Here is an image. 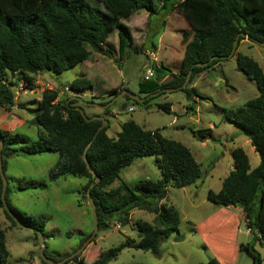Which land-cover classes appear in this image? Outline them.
I'll list each match as a JSON object with an SVG mask.
<instances>
[{
  "label": "trees",
  "instance_id": "trees-1",
  "mask_svg": "<svg viewBox=\"0 0 264 264\" xmlns=\"http://www.w3.org/2000/svg\"><path fill=\"white\" fill-rule=\"evenodd\" d=\"M95 1L98 5L86 0H0V109L14 103L12 86L17 85L18 81L12 80L9 75L17 74L16 79L26 82L25 87H28L27 84L33 83L35 73H60L88 58L86 44L113 57L115 48L106 42L113 27L117 28L116 52L120 56L126 44L124 37L127 41L132 37L122 19L143 9L147 13L146 27L150 14L162 11L163 20L169 9L175 8L187 24V28L182 29L179 40L182 43L179 64L173 71L168 70L161 62L147 60L152 74L137 81V90L148 94L157 90L161 92V88L165 87H177L184 92L186 98L194 101L193 96L198 92L190 85L193 77L232 55L235 68L254 81L256 94L239 106L224 108L222 114L248 138L258 154V163L250 168L245 151L240 146L232 147V168L222 177L218 189L206 190L205 198L239 212L238 216L243 219L251 238L245 242H234V247L237 250L245 249L251 255L252 264H261L253 242L257 240L264 244V70L254 58L236 51V47L230 56L227 55L237 32L264 41V0H157L158 3L154 0ZM243 37L238 35L237 44ZM150 45L155 47L153 42ZM195 61L206 63L190 66ZM189 68L191 71L186 83L179 87ZM66 84L69 91L74 93L92 86L83 74L74 76ZM122 88L125 87L113 86L108 92L114 95ZM56 94V89H42L40 96L35 99V113L29 119L36 126V138L32 143H26L24 134L0 127L2 169L4 170L5 156L16 150L31 154L51 150L56 152L57 157L47 169V178L54 180L64 174L82 177L85 179L83 188L86 192L93 174L85 167L81 157L84 152L98 176V180L88 188L95 205L97 230L107 228L113 222L125 224L132 208L153 212L152 221L139 218L134 220L135 239L125 236L117 245L99 251L90 261L84 262L77 252L58 264H65L69 260L76 264H108L124 246L157 253L159 241L177 230V211L171 204L163 201L166 188L193 182L200 172L198 161L180 141L165 137L156 129L143 128L131 119L122 121L114 136L106 133L108 121L95 132L100 119L84 120L73 108L75 105L82 107L77 99L60 100L56 98ZM122 96L129 97L126 94ZM91 97L89 101H92ZM148 97L149 95L143 98L142 102ZM155 106L169 111V101L156 102ZM187 108H191L190 103L186 104L185 110ZM105 109L106 107L103 110ZM192 132L197 139H204L203 132ZM14 143L21 144L14 148L11 146ZM147 154H154L156 157L159 167L157 178L137 179L132 184L120 181L106 188L122 167L134 158ZM27 185L35 186L37 182H17L19 188ZM6 190L7 184L4 197L9 208L25 226L32 229L34 236L36 237L34 229L40 230L43 238L50 235L44 231V216L28 215L20 211L7 200ZM0 209L11 225H15L14 220L3 209L1 201ZM88 235L86 233L81 237L79 244ZM43 252L52 260L64 256L51 255L45 246ZM6 255L4 228L0 227V264ZM37 259L40 264H49L39 255ZM194 264H234V259L224 260L222 256L211 254L204 262Z\"/></svg>",
  "mask_w": 264,
  "mask_h": 264
},
{
  "label": "rangeland",
  "instance_id": "rangeland-1",
  "mask_svg": "<svg viewBox=\"0 0 264 264\" xmlns=\"http://www.w3.org/2000/svg\"><path fill=\"white\" fill-rule=\"evenodd\" d=\"M86 1L98 5L95 0ZM154 2L158 3L157 0ZM144 13L145 10L138 9L128 18L122 19L131 29L134 38L131 37V40L127 41L124 37L126 44L120 56L116 52V27H113L107 37V42L115 46L113 57L93 49L88 44L85 45L89 61L86 62V70L92 82V89H85L76 95L84 101H89V93L93 92L92 101L104 103L113 96L106 89L118 82H122L127 90L139 98L149 95L145 102L121 96L107 105L105 110L87 104H82V109L85 114L94 111L104 115L108 121L106 133L109 136L115 135L122 121L131 119L143 128L156 129L161 135L180 141L198 161L200 172L189 184L166 188L163 201L175 208L178 222L177 230L159 241L158 252L124 246L108 264H194L204 262L211 254L222 256L224 260L234 259V264H252L251 255L245 249L237 250L234 247V242H245L251 238L243 219L238 216L239 212L235 208H225L206 199L205 192L208 188L218 189L222 177L232 168L229 152L232 147L240 146L245 151L250 168L258 163V154L250 146V142H246V136L236 124L225 119L222 114L224 108H234L253 97L257 92L255 83L235 68L233 57H228L203 70L202 78L193 77L196 79L193 86L198 92L197 96L193 97L194 101L186 98L184 92L179 89L155 94L138 92L137 81L144 73L141 69L145 58L142 49L151 47L150 42L156 46V43H159L158 34L160 30H164L166 34L163 43L153 54L159 61L163 53L170 49L173 52L172 57L169 61L162 59V62L168 70L174 71L179 60L176 51L180 50L181 31L187 28L182 15L175 8H171L163 20L162 11L150 14L149 23L144 30H140ZM140 31L144 32L142 38ZM236 51L254 58L264 70V44L251 40L240 41ZM81 69L85 70V64L77 63L60 73L47 74L55 85H62L74 76L82 75ZM9 76L15 82L19 81L16 79L17 74ZM33 79L43 82L39 72L34 74ZM49 83L54 85L51 81ZM27 86L26 90H18L14 103L5 108L7 113H12L9 114L10 118L6 116L5 109H0V127L22 133L26 136V143H32L36 138V126L30 123L29 119L35 113V99L40 96L41 90L30 91L31 87L38 86L34 82ZM12 90L15 94L16 85L12 86ZM72 94L74 92L64 91L59 99H65V95L67 97ZM164 100L170 102L169 111L155 106L156 102ZM188 103L191 108L184 111ZM128 105L132 109L128 110ZM8 120L9 123L6 122ZM192 130L204 133L205 140L202 144ZM19 144L21 143L11 146L18 148ZM56 157V152L51 150L32 154L16 150L5 156L3 173L6 177L7 200L25 214L44 216V231L50 233L44 238L45 249L53 256H60L79 247L83 241L79 244L81 237L91 231L92 219L85 199L84 178L71 174H64L54 180L47 178V169ZM158 176L159 167L155 155L138 156L122 167L106 188L120 181L132 184L137 179H155ZM18 181L24 184L34 181L37 185L19 188ZM152 217L153 212L132 208L125 224L113 222L107 228L96 230V235L85 243L78 252L79 255L84 262L90 261L99 251L117 245L125 236L135 239L134 220L139 218L152 221ZM0 227L4 228V245L7 249L2 264H40L37 259L38 244L30 227L11 225L1 209ZM253 247L260 255L261 264H264V244L254 240ZM65 264L76 263L69 260Z\"/></svg>",
  "mask_w": 264,
  "mask_h": 264
},
{
  "label": "water",
  "instance_id": "water-1",
  "mask_svg": "<svg viewBox=\"0 0 264 264\" xmlns=\"http://www.w3.org/2000/svg\"><path fill=\"white\" fill-rule=\"evenodd\" d=\"M238 35H243V36L251 39L252 41H255V42L264 44V41H262V40H257V39L251 38V37H249L247 34H245L243 32H237L236 35H235V37L232 40L231 48H230V51H229V53H228L227 56H230L233 53V51H234V49L236 47V44H237ZM214 56H211V57H214ZM145 60L147 61V58H145ZM205 63H206V61H203V62L195 61V62L191 63L190 66H192V65H203ZM142 66H143V68H146L147 63L145 65L143 64ZM190 71H191V68H189L186 71L185 76H184V79L181 82V84L179 85V87L184 86V84L186 83V81H187V79L189 77ZM175 88H177V87H165V88H161V89L164 90V91H167V90L175 89ZM156 92L157 91L151 92V94L156 93ZM123 94H126V95H128L129 97H131L133 99H138V100L143 99V97L142 98H139L138 95L130 92L126 88L120 89L117 93H115L112 96V98L110 100H108L107 102H104V103H98V102H94V101H84V100L80 99L78 96H75V95L73 97L74 98H77L79 100V103H81V104L87 103V104H91V105L96 106V107H99V108H105L113 100L121 97ZM73 108H75L80 113V115L83 117L84 120H90V119H93V118H97V119H100L101 120L100 124L96 127L95 132L106 122V119L103 116H100V115L86 116L85 113L83 112L82 107L80 105H75V106H73ZM1 148H2V138L0 136V180H1V186H0V201H1V205H2L3 209L8 213V215L14 220V222H15L16 225L25 226V224L9 208L8 204L6 203L5 197H4V191H5V187H6V177L4 176L3 169H2V163H1ZM81 157H82V159L84 161V164H85L86 169L90 173L93 174V179L88 183V185L86 187V196H85L86 204H87V206L89 208L90 215H91V219H92V228H91V231H90L89 235L82 241V243L79 245L78 248L74 249L72 252L64 255L63 257H61L60 259H57V260H52L51 258L47 257L44 254L43 248L45 246V242H44L43 234H42V232L40 230L34 229V231L36 233V241L38 243V255H39V257L43 261H45V262H47L49 264H58V263H61L63 260H65V259L71 257L72 255L76 254L77 252H79L84 247L85 243L91 237L94 236L95 231L97 230V217H96V212H95V205H94V202H93L92 197L88 193V188L90 186H92L98 180V176L93 171V169L91 168L88 160L86 159V156H85L84 152H82Z\"/></svg>",
  "mask_w": 264,
  "mask_h": 264
},
{
  "label": "crops",
  "instance_id": "crops-1",
  "mask_svg": "<svg viewBox=\"0 0 264 264\" xmlns=\"http://www.w3.org/2000/svg\"><path fill=\"white\" fill-rule=\"evenodd\" d=\"M146 14L147 13H144V14H142V20H143V22H142V27L141 28H139L140 30L142 29V30H144L145 29V23H146V19H147V16H146ZM125 23V22H124ZM128 28H129V26H128ZM163 29V28H162ZM129 32H130V34H131V36L134 38V36H133V34H132V32H131V29L129 28ZM161 32H159V34H158V39H159V43H156V46L155 47H144L142 50L144 51L143 53H144V56H145V58H147V60L149 61L150 59H149V57L145 54V50L146 49H150L152 52L153 51H155V50H158V49H160V45L163 43V37H165V34H166V32L164 31V30H160ZM140 33H141V31H140ZM142 37H144V32L142 31V33H141V38ZM240 41H249L245 36L243 37V38H241L240 40H239V42ZM106 42H107V39H106ZM157 42H158V40H157ZM238 42V43H239ZM113 46H114V44H112ZM179 45H180V50L179 51H176V53H178V55H179V60H180V53H181V50H182V43H179ZM237 46H238V44H237ZM237 46H236V48H237ZM115 47V46H114ZM172 54H173V52L172 51H170V49H168V50H166L164 53H163V56H162V59L163 60H165V61H169L170 60V58L172 57ZM230 57H233V55L232 56H230ZM95 58V57H94ZM93 58V59H94ZM145 58H144V61L142 62V64H141V69H143V64L145 65L146 63L148 64V62L145 60ZM162 59H160L159 61H157L156 59H155V62L156 63H159V62H161V63H163L162 62ZM179 60H178V63H177V65L179 64ZM86 62H89L88 61V58H86V59H84L82 62H80L79 64H85V70H82L81 69V73L82 74H84V76L86 77V78H88L89 79V81L91 82V79L89 78V76H88V72H87V70H86V68L88 67V65H87V63ZM221 62V60H219V61H217L216 63H214L212 66H214V65H216V64H219ZM164 65V64H163ZM39 74L43 77V81H51L52 83H53V81L50 79L51 78V76L49 75V74H47V72H39ZM203 77V71H201V72H199L197 75H196V77L195 78H202ZM195 80L196 79H193L192 81H191V83H190V85H194V82H195ZM54 84V83H53ZM55 85V84H54ZM91 85H92V82H91ZM117 85H121V86H123L122 85V82H118V83H114V84H111L110 86H108V88L106 89L107 91H108V89L109 88H111V87H113V86H117ZM39 88V89H38ZM33 89L35 90L36 89V92H39V90H41V88L39 87V86H36V87H33L30 91H33ZM92 89V86H91V88H90V90ZM175 89H177V88H175ZM162 90V89H161ZM170 90H173V89H170ZM159 90H157V92H158ZM162 91H164V90H162ZM167 91H169V90H167ZM156 92V93H157ZM63 92H61V93H58V96H57V98L59 99V96L62 94ZM66 94V93H65ZM90 94V96H93V92H90L89 93ZM153 94H155V93H153ZM77 96L76 95V93H74V94H72V95H68L67 97H66V95H65V101H67L69 98H74L73 96ZM197 95H195V96H193V97H196ZM39 97V96H38ZM37 97V98H38ZM143 98H145V97H143ZM64 99V98H63ZM75 99H77V98H75ZM78 100V99H77ZM142 100V99H141ZM79 101V100H78ZM164 101H166V100H164ZM85 104H87V103H85ZM87 105H91V104H87ZM93 106V105H92ZM128 106H130V105H128ZM127 106V107H128ZM96 107V106H95ZM132 109V108H131ZM169 110H170V102H169ZM5 111V113H6V116L7 117H9L10 118V116H9V114L10 113H7L6 111V109L4 110ZM184 111H186L185 109H184ZM90 116L91 115H100V116H103L104 117V115H102L101 113H99V112H94V111H90ZM107 121V120H106ZM6 122H10L9 120L8 121H6ZM15 125V124H14ZM204 140L205 139H201V140H199V142H200V144H202L203 142H204ZM245 140H246V142L247 141H249L248 140V138L246 137L245 138ZM250 146L252 147V145L250 144ZM229 152H230V150H229ZM66 254H68V253H66Z\"/></svg>",
  "mask_w": 264,
  "mask_h": 264
},
{
  "label": "built area",
  "instance_id": "built-area-1",
  "mask_svg": "<svg viewBox=\"0 0 264 264\" xmlns=\"http://www.w3.org/2000/svg\"><path fill=\"white\" fill-rule=\"evenodd\" d=\"M145 54L149 57L150 60H155V55L153 54V52L150 50V49H146L145 50ZM144 70V73H143V78L146 79L150 76L151 74V67L149 66V64H147L146 68H143ZM33 82L35 84H38V86L42 89H56L57 90V94H56V98L58 96V93H61V92H64V91H69V88L67 86V84H62V85H52L51 83L47 82V81H43V82H38L37 80H34L33 79ZM25 84L26 82L22 81V80H19L17 85H16V93L14 95V99L16 98L17 96V93H18V90H26V87H25ZM40 84V85H39ZM33 87H31L30 89H32ZM28 90V89H27ZM128 110L131 109V106H128L127 107ZM12 115V113L10 114Z\"/></svg>",
  "mask_w": 264,
  "mask_h": 264
}]
</instances>
